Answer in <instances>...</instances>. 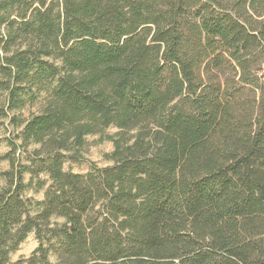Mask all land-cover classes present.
<instances>
[{"label": "trees", "instance_id": "obj_1", "mask_svg": "<svg viewBox=\"0 0 264 264\" xmlns=\"http://www.w3.org/2000/svg\"><path fill=\"white\" fill-rule=\"evenodd\" d=\"M4 126L0 264H264V0H0Z\"/></svg>", "mask_w": 264, "mask_h": 264}, {"label": "rangeland", "instance_id": "obj_2", "mask_svg": "<svg viewBox=\"0 0 264 264\" xmlns=\"http://www.w3.org/2000/svg\"><path fill=\"white\" fill-rule=\"evenodd\" d=\"M41 107V104H37L29 111H26L25 117L29 114L30 111L33 113H37ZM116 133V129L112 128L107 131V135H114ZM0 135L3 138V142L0 145V157L6 155L10 150L11 147L9 145V138L11 140H14L16 145L19 147L17 151V156H20L22 160H25L27 158L26 153H24L25 148L21 146L22 141L19 139L20 135V129L16 130L13 127H6L4 126L0 130ZM87 151L84 153V158L81 159L78 163L68 161L64 169L68 171H72L75 173H86L90 171V169L95 166L99 168H105L113 165V162L109 160L108 155H110L114 149L113 143L106 139V137L102 136H88L87 137ZM36 146H30L28 148L29 150H33ZM0 167L2 170H8L9 169V162L2 161L0 164ZM42 179H45L48 181V177L46 175L41 176ZM26 180H29V175L26 176ZM49 183V182H48ZM44 190L35 191L34 189L28 190L26 192V196L29 198L34 199L35 201H41L44 198ZM61 222L62 220H58ZM43 243L46 247H50L56 243V240H52L49 238V235L43 234ZM39 241L38 238L34 233L30 234L28 239L20 246V249L12 256V261L16 263L18 260H20L22 257H28L31 255V253L38 247Z\"/></svg>", "mask_w": 264, "mask_h": 264}]
</instances>
